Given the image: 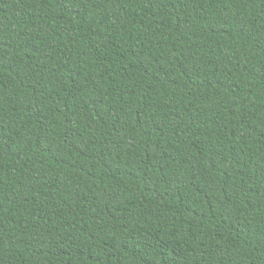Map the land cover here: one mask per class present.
Wrapping results in <instances>:
<instances>
[{"label": "trees", "instance_id": "16d2710c", "mask_svg": "<svg viewBox=\"0 0 264 264\" xmlns=\"http://www.w3.org/2000/svg\"><path fill=\"white\" fill-rule=\"evenodd\" d=\"M0 264H264V0H0Z\"/></svg>", "mask_w": 264, "mask_h": 264}]
</instances>
